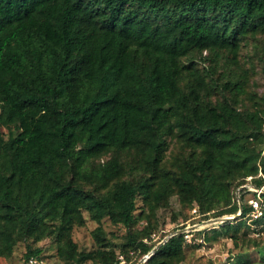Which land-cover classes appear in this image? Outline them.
Wrapping results in <instances>:
<instances>
[{"label": "trees", "instance_id": "obj_1", "mask_svg": "<svg viewBox=\"0 0 264 264\" xmlns=\"http://www.w3.org/2000/svg\"><path fill=\"white\" fill-rule=\"evenodd\" d=\"M257 34L264 0H0V254L50 238L61 264H113L99 228L94 251L72 240L86 211L126 227L121 250L145 255L150 216L166 200L160 184L196 207L193 219L235 214L240 186H264V83L251 109L225 94L212 101L229 86L195 63H235L241 40ZM247 76L228 90L244 93ZM168 137L186 152L165 169ZM248 193L238 190L242 215ZM139 218L146 225L131 229ZM29 243L23 264L41 252ZM183 247L175 233L142 264H177Z\"/></svg>", "mask_w": 264, "mask_h": 264}, {"label": "rangeland", "instance_id": "obj_2", "mask_svg": "<svg viewBox=\"0 0 264 264\" xmlns=\"http://www.w3.org/2000/svg\"><path fill=\"white\" fill-rule=\"evenodd\" d=\"M195 56H198L197 53H195ZM214 60L215 58L211 54L204 62L196 59L195 64L198 68L207 66L208 69L209 65H212V69L209 70L218 83L223 85V89L227 86L230 88L232 83L228 85V81L237 76L243 77L246 74L248 76L244 82V93L234 95L233 91L227 88L223 93L216 92L210 97L211 100L221 99L222 94H225L232 99L233 104L238 108L251 109L253 100L257 99L251 92L255 93L257 97L263 92L264 70L261 69L260 60H264V35L257 34L241 40L234 58L235 63H230L226 57L222 56L218 59L217 65L213 69ZM180 62L187 63V60L183 57ZM251 65L252 67H250ZM262 130L264 132V122ZM7 137L8 135H6ZM167 140L169 145L165 152L163 168L170 169L178 162V158L186 152V149H182L175 137H168ZM260 157L264 158V145ZM262 179L264 181V178ZM158 193L165 197L166 200L161 205L158 204L150 216L152 225L147 231L146 243L153 245V247L160 243L161 240L168 238L167 232L174 226L183 222L192 224L200 221L192 218L191 209L189 210L188 205L181 203L176 193L166 195L167 189L164 184L158 186ZM245 197L248 199L251 194L248 193ZM136 205V214L140 213L143 216L147 213L148 208L141 198L137 199ZM82 214L83 223L74 225L71 231V238L78 250L91 252L98 247L99 242L94 239L92 232L99 228L103 232L105 240L110 241L111 247L114 249L113 264H118L117 260L120 255L124 259V264H137L143 257V255L141 256V249L138 247H126L121 250L120 244L125 239L126 227L119 223H113L108 217L94 220L90 218L86 211H83ZM231 215L225 213L221 216ZM221 216L211 219H217ZM242 216L225 220L223 223L212 221V224L206 226L205 230L207 231L203 246L183 244L184 258L177 264H264V219L255 222V225L251 226L247 224L246 219H243ZM237 218H241L244 225H236L234 220ZM145 225V219L139 218L131 229L140 230ZM227 226L229 227L227 228ZM27 243L29 241H18L9 254H0V264H23ZM29 245L32 248H41V252L37 256L41 264H61V260L56 254L55 245L50 238H44L37 243H29ZM82 264H100V261L97 258L92 259V256H86Z\"/></svg>", "mask_w": 264, "mask_h": 264}, {"label": "built area", "instance_id": "obj_3", "mask_svg": "<svg viewBox=\"0 0 264 264\" xmlns=\"http://www.w3.org/2000/svg\"><path fill=\"white\" fill-rule=\"evenodd\" d=\"M251 185L252 184L242 185V187H246L248 189V191L254 192V194H251V197L247 199L249 209L243 214V216H242L241 208H239V210L237 212L240 213L239 217L242 216L243 219H246L247 224L253 226V225H255V221L258 218H260L263 214V210H264V196H263L264 186H262L260 188H258V187L253 188ZM238 199H239V196H238V191H237V200ZM191 214L193 215L192 218L197 217L196 216V207H193L191 209ZM209 219H211V218H209ZM209 219L202 220L198 223L197 222L192 223V224H190L188 222L185 223L184 227L180 228L181 229L180 233H183V244H195V245H199L200 247L203 246V244L205 243L204 231L206 229V226L212 224V222H207ZM204 222H206V223H204ZM175 231L169 233L168 236L173 235V233ZM163 240H161V242H163ZM148 256H149V251L145 255H143L142 261H144ZM117 261H118V264H124V259L121 255L118 256ZM25 264H41V261L38 260L37 256L33 255V256H30L27 258Z\"/></svg>", "mask_w": 264, "mask_h": 264}, {"label": "water", "instance_id": "obj_4", "mask_svg": "<svg viewBox=\"0 0 264 264\" xmlns=\"http://www.w3.org/2000/svg\"><path fill=\"white\" fill-rule=\"evenodd\" d=\"M253 188H257L256 186H254V185H251ZM242 186H240L238 189H237V191L241 188ZM238 201V205H239V208L241 207V201H240V199H238L237 200ZM239 212H237V213H235V214H232L231 216H221L220 218H217V219H209L207 222H212V221H215V222H223V221H225V220H228V219H233V218H236V217H238L239 216ZM204 223H206V222H204ZM181 232V229H178V230H176L174 233H180ZM173 233V234H174ZM169 237V236H168ZM167 239V238H166ZM165 239V240H166ZM164 240V241H165ZM163 241V242H164ZM162 242H160V243H158V244H156L150 251H149V255L150 254H152L153 253V251L156 249V247L158 246V245H160ZM142 260H143V258H141L139 261H138V263L137 264H141L142 263Z\"/></svg>", "mask_w": 264, "mask_h": 264}, {"label": "crops", "instance_id": "obj_5", "mask_svg": "<svg viewBox=\"0 0 264 264\" xmlns=\"http://www.w3.org/2000/svg\"><path fill=\"white\" fill-rule=\"evenodd\" d=\"M239 210V209H238Z\"/></svg>", "mask_w": 264, "mask_h": 264}]
</instances>
